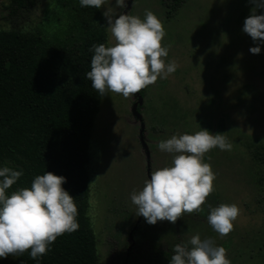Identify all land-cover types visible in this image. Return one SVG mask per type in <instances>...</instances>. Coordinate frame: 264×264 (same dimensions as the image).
<instances>
[{
	"label": "rangeland",
	"instance_id": "374dc122",
	"mask_svg": "<svg viewBox=\"0 0 264 264\" xmlns=\"http://www.w3.org/2000/svg\"><path fill=\"white\" fill-rule=\"evenodd\" d=\"M184 1L170 15L163 0H133L128 10L141 19L148 10L161 21L165 31L161 44L169 49L164 60L166 64L174 61L177 69L139 92L141 121L133 114L135 94L123 98L106 92L102 96L88 165V215L97 238L99 264H123L131 242L139 261L145 262L142 252L186 244L197 234L223 247L231 264L264 262V167L255 155L264 145V45L259 55L251 54L249 48L256 45L242 32L254 5L249 0ZM9 3L0 0V30L58 31L52 21L56 17L52 0H41L31 12L14 19L7 18ZM104 7H110L114 16L126 10L106 0L100 9L106 28ZM107 35L110 46L111 35ZM142 126L149 159L141 143ZM200 128L213 135L226 134L233 146L231 151L213 148L204 156L215 174L213 192L199 213L183 214L174 224H147L137 215L130 195L142 189L148 168L151 173L171 165V155L160 151L158 143ZM220 204H235L239 209L233 230L224 237L207 222L209 207Z\"/></svg>",
	"mask_w": 264,
	"mask_h": 264
},
{
	"label": "clouds",
	"instance_id": "9594fccd",
	"mask_svg": "<svg viewBox=\"0 0 264 264\" xmlns=\"http://www.w3.org/2000/svg\"><path fill=\"white\" fill-rule=\"evenodd\" d=\"M254 7L244 20L242 32L253 44L249 52L259 55L264 45V0H249ZM81 8L101 9L106 0H78ZM115 8L124 9L126 0H114ZM103 15L107 21L105 30L110 33V46L93 44L90 70L84 73L91 88L99 95L115 93L123 98L140 92L166 79L177 65L165 63L168 46L161 41L165 31L156 15L145 10L143 19L129 15H113L110 7ZM257 10L261 14L257 15ZM111 41H114L112 43ZM162 152L171 155V165L150 173L139 191H133L130 199L137 215L149 225L158 221L175 223L183 214L201 212L202 205L214 190L215 174L204 156L213 148L231 151L232 144L226 134H210L201 129L192 134L172 135L157 145ZM23 175V170L0 167V259H13L28 253L30 259L39 260L51 250V244L65 233L78 229L77 207L74 198L62 185L63 176L45 171L36 175L30 187L7 194V190ZM239 215L235 204L209 207L207 222L220 237L233 230ZM169 264H231L226 250L211 239L193 235L186 244L174 245Z\"/></svg>",
	"mask_w": 264,
	"mask_h": 264
},
{
	"label": "trees",
	"instance_id": "16d2710c",
	"mask_svg": "<svg viewBox=\"0 0 264 264\" xmlns=\"http://www.w3.org/2000/svg\"><path fill=\"white\" fill-rule=\"evenodd\" d=\"M40 1L10 0L7 18L22 17ZM52 1L56 16L52 21L58 31L0 30V167L23 170L7 194L30 187L33 178L45 171L66 178L62 187L74 198L79 226L57 237L39 264H99L97 238L88 215V165L102 96L84 73L90 70L89 49L93 44L108 46V35L100 9L81 8L78 0ZM184 2L163 0V5L175 13ZM255 155L264 167V145ZM172 249H148L142 252L145 262L131 249L123 264H169ZM0 264L37 262L25 252Z\"/></svg>",
	"mask_w": 264,
	"mask_h": 264
},
{
	"label": "water",
	"instance_id": "95a60500",
	"mask_svg": "<svg viewBox=\"0 0 264 264\" xmlns=\"http://www.w3.org/2000/svg\"><path fill=\"white\" fill-rule=\"evenodd\" d=\"M132 1L133 0H130L127 4V7H126V10L124 12V14H127L128 13V10L131 8V5H132ZM136 97H137V102L135 103L134 107H133V114L137 117L138 120L141 121V115L139 114L138 112V108L141 107L143 105V98L139 95V92L135 94ZM143 133H144V127L142 126V130H141V143L144 147V149L146 150V153H147V157L148 159L150 158V153L148 151V147L144 141V136H143ZM148 175H149V179H150V168H148ZM134 246V244H132V247Z\"/></svg>",
	"mask_w": 264,
	"mask_h": 264
},
{
	"label": "flooded vegetation",
	"instance_id": "af4514ba",
	"mask_svg": "<svg viewBox=\"0 0 264 264\" xmlns=\"http://www.w3.org/2000/svg\"><path fill=\"white\" fill-rule=\"evenodd\" d=\"M166 7H167V6H166ZM168 9H170V7H169V6H168ZM170 14H171V13H169V15H170ZM139 108H140V107H139ZM131 238H132V234H131ZM131 241H132V240H131ZM131 243L135 245V243H134V242H131ZM133 247H134V246H133ZM133 247H132V245H131V248H130V250H131ZM136 248H137V247H135L133 250L137 251V249H136ZM130 250H129V251H130ZM129 251H128V253H129ZM128 253L126 254V257H125V259H126L128 256H129V255H128ZM137 257H138V256H137ZM138 258H139V257H138ZM125 259H124V260H125Z\"/></svg>",
	"mask_w": 264,
	"mask_h": 264
}]
</instances>
